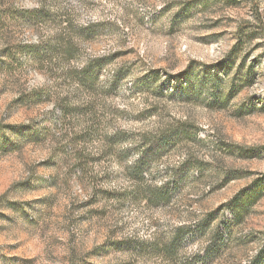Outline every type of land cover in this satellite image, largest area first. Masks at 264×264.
<instances>
[{"label":"rangeland","instance_id":"374dc122","mask_svg":"<svg viewBox=\"0 0 264 264\" xmlns=\"http://www.w3.org/2000/svg\"><path fill=\"white\" fill-rule=\"evenodd\" d=\"M34 8L60 17L20 20ZM64 17L94 31L72 64L32 60ZM93 58L77 88L67 71ZM28 126L50 133L11 151ZM147 148L167 205L124 199ZM179 229L172 256L137 247ZM0 264H264V0H0Z\"/></svg>","mask_w":264,"mask_h":264},{"label":"trees","instance_id":"16d2710c","mask_svg":"<svg viewBox=\"0 0 264 264\" xmlns=\"http://www.w3.org/2000/svg\"><path fill=\"white\" fill-rule=\"evenodd\" d=\"M256 1L257 0H254V3ZM254 12L256 19L261 21L259 11L255 8ZM59 17V12H55V8H51L48 11H46L45 8H34L25 10L20 17V20H26L25 22L27 23H46L49 21L55 22ZM64 22L68 23L65 27V29L68 30V34L66 33V35L59 36V38H56L57 40L54 39V43H50L51 41H44L38 46L31 47L27 54L32 60L41 64L61 59L64 64H72V61L76 58L79 43L85 39H89L91 37V34L89 33L94 31L91 27H87L85 30L80 29L76 32L74 28L71 30L72 25L70 20L64 17L63 20H60V23L62 24ZM252 38L253 34L249 33H247L246 36H244V34L238 36L239 45L243 44L245 39L251 40ZM239 45H235L234 50H236ZM105 63H107L105 58L89 59L79 68H69L67 76L77 88L82 87L93 91L101 75L102 66L105 65ZM37 99H40V96H38ZM65 113L67 114L69 112ZM65 116L66 115H64V117ZM49 133L50 128L46 126L21 127L15 134L17 142L11 145L10 150L14 151L18 149V143L23 144L30 143L31 141H42L47 138ZM158 149H144L140 159L137 160L130 169V174L133 176L136 183V190L132 193L129 192L128 194H125V200H133L135 203L145 202L147 205L153 207L167 205L171 202L173 198V190H171L168 185L161 187L145 186L146 181L142 170L144 166L146 167L147 165H150L151 161L160 157L161 151ZM237 199L238 197L236 196L232 201L224 205V207H227L232 213L235 222L239 221L243 214L242 211H244L243 203H237ZM181 238L182 233L181 229H179L170 242L153 241L148 244L147 241H140L137 243V247L144 251L146 246H149L152 249L151 252H162L164 255L172 256L175 253V250H178V248L181 247Z\"/></svg>","mask_w":264,"mask_h":264}]
</instances>
